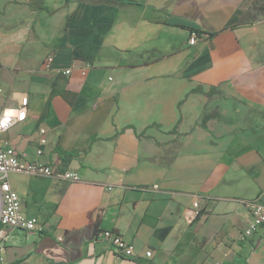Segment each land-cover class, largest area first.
<instances>
[{
	"label": "crops",
	"instance_id": "0c3cea01",
	"mask_svg": "<svg viewBox=\"0 0 264 264\" xmlns=\"http://www.w3.org/2000/svg\"><path fill=\"white\" fill-rule=\"evenodd\" d=\"M260 9L264 0H0V115L28 101L1 138L54 168L10 175L43 229L0 224V264H264V226L240 239L251 221L240 200L264 202Z\"/></svg>",
	"mask_w": 264,
	"mask_h": 264
},
{
	"label": "built area",
	"instance_id": "2783aa9c",
	"mask_svg": "<svg viewBox=\"0 0 264 264\" xmlns=\"http://www.w3.org/2000/svg\"><path fill=\"white\" fill-rule=\"evenodd\" d=\"M198 33H192L190 37V44L195 45L198 43ZM65 74H71L72 69L68 68L62 71ZM86 73V69L82 71ZM3 88L0 87V96L3 94ZM27 100L21 107L13 108L16 112V116L11 118L10 123L7 126H0V224L10 227L19 228L26 231H42V224L38 217H28L21 210V196L19 192L13 188L9 177L13 173L19 174H44L53 175L54 168L52 165L42 160H29L23 154H21L14 146L9 143L2 141L1 135L4 131L12 128L17 123L23 121L27 117ZM6 110V109H5ZM4 110V111H5ZM3 111V112H4ZM25 112L23 119L19 118V114ZM3 114V113H2ZM41 138L40 142L44 145L47 142L45 128L40 129ZM43 150L40 148L38 154H42ZM63 177L67 180L76 182L81 180L79 173L75 171H67ZM240 203L244 205L251 214V221L248 227L242 232L240 239L246 240L248 237L253 235L261 226H264V202L260 199H242ZM199 198L194 201V206L198 207ZM101 237L107 240L118 252L131 253L133 247L124 238L115 233L112 230H104L100 233ZM5 244L3 238L0 236V259H3V252ZM153 250L149 249L145 252L146 257H151ZM139 256V255H137ZM136 257V256H135Z\"/></svg>",
	"mask_w": 264,
	"mask_h": 264
},
{
	"label": "clouds",
	"instance_id": "9594fccd",
	"mask_svg": "<svg viewBox=\"0 0 264 264\" xmlns=\"http://www.w3.org/2000/svg\"><path fill=\"white\" fill-rule=\"evenodd\" d=\"M25 114V112H21L19 114V118L23 119ZM14 116H16V112L14 110L6 109L3 114L0 115V126H7L10 123L11 118Z\"/></svg>",
	"mask_w": 264,
	"mask_h": 264
},
{
	"label": "trees",
	"instance_id": "16d2710c",
	"mask_svg": "<svg viewBox=\"0 0 264 264\" xmlns=\"http://www.w3.org/2000/svg\"><path fill=\"white\" fill-rule=\"evenodd\" d=\"M114 1H118V0H114ZM133 3V2H132ZM199 32V31H198ZM192 92H203V89L201 87H197L195 89L192 90ZM210 92H207L205 94H209ZM217 116L215 113L211 112V113H207L205 114L204 118H203V122H202V125L205 127L206 126V121L212 117H215ZM176 129H173L172 132H175ZM203 213L202 212H199L198 213V218L201 217Z\"/></svg>",
	"mask_w": 264,
	"mask_h": 264
},
{
	"label": "rangeland",
	"instance_id": "374dc122",
	"mask_svg": "<svg viewBox=\"0 0 264 264\" xmlns=\"http://www.w3.org/2000/svg\"><path fill=\"white\" fill-rule=\"evenodd\" d=\"M260 6H256V8H259ZM253 20H264V9L263 10H257L254 12L252 11V17Z\"/></svg>",
	"mask_w": 264,
	"mask_h": 264
}]
</instances>
